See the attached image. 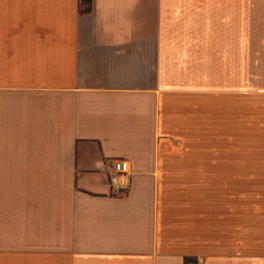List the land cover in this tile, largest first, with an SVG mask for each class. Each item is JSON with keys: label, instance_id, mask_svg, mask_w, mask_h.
<instances>
[{"label": "crops", "instance_id": "0c3cea01", "mask_svg": "<svg viewBox=\"0 0 264 264\" xmlns=\"http://www.w3.org/2000/svg\"><path fill=\"white\" fill-rule=\"evenodd\" d=\"M254 157L264 0H0V264H264Z\"/></svg>", "mask_w": 264, "mask_h": 264}, {"label": "built area", "instance_id": "2783aa9c", "mask_svg": "<svg viewBox=\"0 0 264 264\" xmlns=\"http://www.w3.org/2000/svg\"><path fill=\"white\" fill-rule=\"evenodd\" d=\"M109 184L114 197L126 196L132 185V172L128 161L120 158L111 160L109 164ZM195 264H203L197 261Z\"/></svg>", "mask_w": 264, "mask_h": 264}, {"label": "rangeland", "instance_id": "374dc122", "mask_svg": "<svg viewBox=\"0 0 264 264\" xmlns=\"http://www.w3.org/2000/svg\"><path fill=\"white\" fill-rule=\"evenodd\" d=\"M237 158H238L239 164L245 163L246 157L238 156ZM261 160H262V157H254L253 162H254L255 167L253 168L252 175L254 176V179H255V181H254L255 185H257V184L261 185V182H259L257 180H261L262 176H264V172L262 173L260 168H259V165L262 163ZM242 162H244V163H242ZM210 190H212V189H210ZM233 190L236 192V194L239 198V205L241 204V202H245V198L247 197L248 202L250 200L253 202L255 213L257 212L259 215L258 217L260 218L261 213L264 210V187H262V186H260V187L254 186V187H248V188L238 187V188L233 189Z\"/></svg>", "mask_w": 264, "mask_h": 264}]
</instances>
